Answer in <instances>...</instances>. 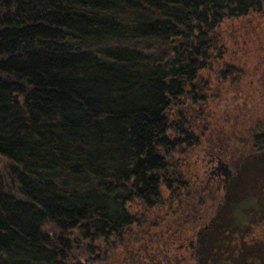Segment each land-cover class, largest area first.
Wrapping results in <instances>:
<instances>
[{
	"label": "trees",
	"instance_id": "16d2710c",
	"mask_svg": "<svg viewBox=\"0 0 264 264\" xmlns=\"http://www.w3.org/2000/svg\"><path fill=\"white\" fill-rule=\"evenodd\" d=\"M263 11L264 0H0V264H231L240 244L264 242L248 230L262 211L245 213L254 200L236 188L215 238L218 209L185 199L191 227L213 216L192 257L173 242L188 234L181 216L166 224L178 237L150 250L141 228L151 207L164 222L162 190L184 180L183 146L213 87L204 72L240 71L226 24Z\"/></svg>",
	"mask_w": 264,
	"mask_h": 264
},
{
	"label": "rangeland",
	"instance_id": "374dc122",
	"mask_svg": "<svg viewBox=\"0 0 264 264\" xmlns=\"http://www.w3.org/2000/svg\"><path fill=\"white\" fill-rule=\"evenodd\" d=\"M226 25H231L226 26L227 31L230 33L227 34L225 37L226 40L224 42L225 45H228V49L226 50V58L234 63H237V68L240 71H237L236 74H230L227 78L222 77L221 71L224 66L221 67L217 61L210 72H204V76L208 79V81H210V84L212 83L213 87L210 94L208 93L209 98L207 103H201L205 104L206 107L203 108V106L199 104L195 110L196 116L203 119L202 122L200 121V126L203 125V127H200L199 129L190 128L189 130V133L193 136L192 138L195 140L199 139V143L193 146H191V144H189V146H183L186 150V152L183 154L186 163L182 162L179 166V168L182 169L185 174L182 178L187 179V177H189L187 180H191V182H194L196 179L191 176V169L189 168L199 165L198 160L200 158V154L202 153L201 145L204 144H200L201 141L206 143V141L208 142V139H210L213 144H216L217 140L221 148L226 150L236 144L232 137L234 134V129H248L250 127L249 125H254L256 121L259 124H264V11L260 14L258 13L249 17L248 21L243 20L241 24L238 23L236 25ZM202 109H204L203 115H201ZM241 125H243V128H241ZM205 126L208 128H205ZM261 159L263 160L260 161ZM263 161L264 154L262 156L257 155L255 158L250 159L247 163H245L243 168H241L237 173V181L234 184V188L241 191L240 199H245V196H248L250 200H254L252 201L253 203L251 202L247 209H245V213L250 211L254 212V208H259L264 215V203L261 201V198L264 197ZM254 162L258 163L256 164ZM181 164H184L185 166ZM178 185L179 186L174 187L172 190L168 188L162 190V201L166 202V210L161 211L162 216L157 220L162 218V222H164L158 226L157 222L154 220V218L156 219L158 217L157 215H159L157 212L158 209L151 207L150 210H152V213L149 216V220L151 221L149 222L151 225H149V227L151 228L141 227L142 229L150 230L151 242L146 244L149 247V250L156 247V244L162 245L168 244L169 242L171 243V240L173 241L174 239L171 237L172 235L175 238L178 237L177 235L175 236V234H177L176 232L180 227L178 228L175 225H170L169 232L166 227V224H174L173 221L176 219L174 216L177 218L181 216L180 221H183L182 223L186 222L187 227L190 226V215L187 214L190 202H187L186 204L185 199H190L188 197L189 194L186 191L191 189L186 190V186L184 184ZM262 185L263 189H260ZM258 186L260 188H258ZM193 190L194 192L191 193H197L196 195L199 198V201H194H196L197 205H199L201 202V197L198 195L199 190L196 191L195 186ZM233 190L234 189H232V192ZM233 196L235 199L238 198L237 195H232V197ZM176 201L179 203L178 205L176 204ZM170 202L172 203V206L169 205ZM215 205L214 203L209 204V206L207 203L203 205L201 204V209L205 207L212 208ZM253 205H255V207H253ZM245 206H247V202L245 203ZM173 208L174 210H172ZM169 209L170 211H167ZM218 211L220 213H218V215L222 223L214 226V228H210V232L214 238L216 236L215 231L219 229L221 230L227 226L225 223H229L227 222L229 216L226 215L223 217L224 214L228 212L227 202H224L222 207L220 209L218 208ZM169 213L172 214L173 217L170 218L168 215ZM262 214H257V217H254L251 220L253 225L256 226V229L251 231V235L255 234V237L262 235L261 227H259L264 224L261 220ZM209 219L210 217H208V220L206 221L198 222L196 227L201 226L203 223H207ZM192 228L193 227L190 226L186 232L189 234ZM233 228L235 230H239L236 226ZM161 232L162 234L160 235ZM205 232H203V234L200 236L201 240L209 236L206 235ZM180 241H182V239H174L173 242L179 244ZM256 242L257 244L251 245H246L245 243L242 245L240 244L242 249L240 252L236 251L234 257L232 258L231 264H242V258L244 255L251 254L256 249L260 250V254L264 260V248L260 249L261 247H264V242L259 240ZM232 249L233 245H226V250L232 252ZM89 256V254L82 256V260H84L85 263L91 262ZM182 256L183 255L181 254L180 261H182Z\"/></svg>",
	"mask_w": 264,
	"mask_h": 264
},
{
	"label": "flooded vegetation",
	"instance_id": "af4514ba",
	"mask_svg": "<svg viewBox=\"0 0 264 264\" xmlns=\"http://www.w3.org/2000/svg\"><path fill=\"white\" fill-rule=\"evenodd\" d=\"M249 126L250 127L245 130L234 129L232 137L236 144L226 150L221 148L217 140L216 144H213L210 139H208V142L206 141V143L201 141L200 144H204L201 145L202 153L200 154V158L198 160L199 165L195 164L196 166L189 168L191 169V176L196 180L191 182V180H187L189 179V177H187V179L184 180H181L180 178L177 182L178 184H184L186 186V190H192L186 191L188 192V197L190 199L199 201V198L196 195L197 193H191L194 192V186H198V195L201 197L200 205L205 203L209 205V203L217 202L218 204L215 205V207L218 209L221 206V202L225 199L228 191L234 189V184L237 181V173L241 168H243V165L250 159L255 158L257 155L262 156L264 154V124H258L257 126L250 124ZM241 128H243V125H241ZM189 143L193 146L192 144L195 145L199 143V139H189L188 144ZM234 156H236V161H238L239 158L241 159L239 165L235 167L229 162L230 158H234ZM262 160L263 159L260 161ZM261 188L263 189V185ZM260 213L262 214V212ZM253 216L257 217L255 214ZM211 220H213V216L210 217L207 223H203L199 227L194 226L191 229V232L185 235L183 242L177 244V247L183 249L189 257H192L193 249L199 242L200 236L203 232L210 227ZM261 220L264 223L263 214ZM259 227H261V230H264V224ZM250 229L249 232L254 231L256 226L252 223ZM237 245H239L238 242ZM114 254V251L108 253V257L112 258L115 256Z\"/></svg>",
	"mask_w": 264,
	"mask_h": 264
}]
</instances>
